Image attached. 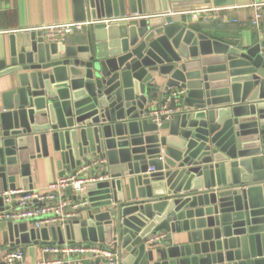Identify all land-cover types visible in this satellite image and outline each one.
Here are the masks:
<instances>
[{
    "label": "water",
    "instance_id": "obj_1",
    "mask_svg": "<svg viewBox=\"0 0 264 264\" xmlns=\"http://www.w3.org/2000/svg\"><path fill=\"white\" fill-rule=\"evenodd\" d=\"M65 1L77 21L164 14L94 22L77 43L0 35V206L18 178L34 188L37 158L64 176L102 157L91 174L106 175L73 196L85 203L65 226L2 221L0 252L66 237L118 250L93 264H264V31L233 43L191 12L252 0Z\"/></svg>",
    "mask_w": 264,
    "mask_h": 264
},
{
    "label": "built area",
    "instance_id": "obj_2",
    "mask_svg": "<svg viewBox=\"0 0 264 264\" xmlns=\"http://www.w3.org/2000/svg\"><path fill=\"white\" fill-rule=\"evenodd\" d=\"M257 12L252 18L253 25H259L263 17L264 0L253 1L251 3ZM203 21H207L216 16L217 9L209 8L203 10H192ZM164 12H150L141 14L139 12L126 16H112L99 19H88L84 21H65L51 24H45L35 29H42L44 37L48 41H61L67 39L68 35L74 31L82 30L94 22H118L130 18H139L142 16H157ZM174 91L172 95L177 94ZM152 119L160 124L164 119L169 118L170 109L168 101L159 109L149 112ZM105 161L102 157H95L91 161L78 166L74 171L60 176L49 183L45 190L36 188H16L4 192L5 207L0 210V219L3 220H27L33 223L34 227H52L65 226L68 219L78 214V208L84 204V201L63 197L61 191L70 187L75 194L84 190L86 184L91 181L106 177L100 173L96 176L88 174L92 169ZM44 254H51L44 258L40 264H84L87 259L92 257H104L110 262H116L118 259V250L114 245L101 242H75L63 244H49L42 247ZM3 264H25V250L22 248H13L4 255Z\"/></svg>",
    "mask_w": 264,
    "mask_h": 264
},
{
    "label": "crops",
    "instance_id": "obj_3",
    "mask_svg": "<svg viewBox=\"0 0 264 264\" xmlns=\"http://www.w3.org/2000/svg\"><path fill=\"white\" fill-rule=\"evenodd\" d=\"M250 3L236 4L228 6H213L217 9V15L211 17L207 21L202 20V26L206 31L214 36H222L226 40L232 39L233 43L250 42L264 31V9L263 17L259 25H253L251 20L255 16L257 9ZM152 12V11H151ZM155 12V11H153ZM89 19V18H88ZM87 19V20H88ZM76 20L74 17L72 2L65 0H0V35L3 36V41L8 45L9 35L11 33H18L20 31H33L35 28L51 23L65 22ZM88 31V26L82 30H77L70 33L67 37L68 43L80 42ZM155 96L150 92V101L152 103L150 111L159 109L158 97L159 87L156 88ZM3 87L0 85V92ZM168 100V99H166ZM165 101L164 104H166ZM167 133V131H163ZM73 171V170H72ZM68 172V171H67ZM61 169L56 163L54 157H41L31 161V184L34 188L45 190L47 185L60 177ZM70 173V172H68ZM67 173V174H68ZM91 175V169L88 170ZM18 178V177H17ZM18 187L22 188L20 179L18 178ZM63 197H70L72 199L75 193L72 189H64L61 191ZM5 207L4 205L0 210ZM2 221H9L0 219V245H3V238L7 228L2 226ZM27 222L28 227H34L31 221L20 220ZM76 242H92L90 240H81ZM65 243L69 240L65 237ZM103 243V242H101ZM106 244V243H105ZM41 246H36L34 250H30L27 245H21L17 248L25 250V264H35L44 258H48L51 254H44ZM7 251L0 252V264L4 261V255ZM39 262V263H40ZM93 259H87L84 264H93Z\"/></svg>",
    "mask_w": 264,
    "mask_h": 264
},
{
    "label": "trees",
    "instance_id": "obj_4",
    "mask_svg": "<svg viewBox=\"0 0 264 264\" xmlns=\"http://www.w3.org/2000/svg\"><path fill=\"white\" fill-rule=\"evenodd\" d=\"M157 87H151V89H150V92L152 93V95H154L155 96V93H156V89Z\"/></svg>",
    "mask_w": 264,
    "mask_h": 264
}]
</instances>
